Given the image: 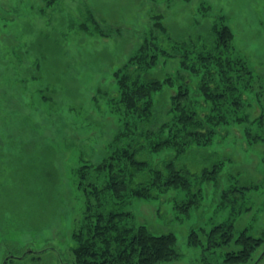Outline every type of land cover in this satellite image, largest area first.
<instances>
[{
    "label": "rangeland",
    "instance_id": "obj_1",
    "mask_svg": "<svg viewBox=\"0 0 264 264\" xmlns=\"http://www.w3.org/2000/svg\"><path fill=\"white\" fill-rule=\"evenodd\" d=\"M91 17L98 24L88 33L84 24ZM220 17L233 30L253 80L264 86V0H0V264L8 257L17 259L7 264H75L72 234L86 202L76 170L102 163L121 128L105 94L113 73L150 32L166 49L201 43ZM157 20L162 33L154 31ZM179 64L178 57L162 61L152 77L175 74ZM263 112L257 103L247 110L252 118ZM244 129L223 127L213 145L177 161L194 173L223 163L218 181L200 185L198 208L188 214L176 208L187 200L182 190L118 207L131 214L130 226L176 235L179 255L165 264H231L226 254L238 245L211 246L207 236L226 222L233 223L235 237L244 230L264 235V143L249 144ZM170 153L150 157L163 165ZM254 184L259 188L242 189ZM192 230L202 245H189ZM263 253L258 264H264Z\"/></svg>",
    "mask_w": 264,
    "mask_h": 264
},
{
    "label": "trees",
    "instance_id": "obj_2",
    "mask_svg": "<svg viewBox=\"0 0 264 264\" xmlns=\"http://www.w3.org/2000/svg\"><path fill=\"white\" fill-rule=\"evenodd\" d=\"M92 24H98L93 17L84 24V30L94 32L89 30ZM154 25V31L162 33V21ZM96 33L107 36L104 30L97 29ZM208 35L201 43H173L166 49L162 38L152 31L113 73V88L105 94H109L111 111L118 115L121 128L109 143L102 163L85 162L76 170L86 202L72 234L75 264H165L176 258L179 251L174 233L154 235L144 225L130 226L131 214L118 207L133 198L153 200L171 190H182L187 200L176 208L188 214L200 205V185L221 178L223 163L194 173L178 168L179 159L213 145L223 127L243 126L249 144L264 143V112L254 118L247 113L256 103L264 110L263 84L253 80L247 61L236 49L233 30L221 17ZM177 57V73L152 77L162 61ZM167 92L169 99L164 104ZM165 150L171 151V157L162 159L163 165H154L150 156ZM258 188L254 184L242 189ZM13 201L8 195L7 202ZM207 236L211 246L238 245V250L226 254L227 263L256 264L264 252V235L254 237L244 230L235 237L232 222L213 227ZM188 242L193 247L202 245L199 232L192 230ZM15 259L8 257L7 263Z\"/></svg>",
    "mask_w": 264,
    "mask_h": 264
},
{
    "label": "water",
    "instance_id": "obj_3",
    "mask_svg": "<svg viewBox=\"0 0 264 264\" xmlns=\"http://www.w3.org/2000/svg\"><path fill=\"white\" fill-rule=\"evenodd\" d=\"M263 254H264V253H263ZM260 259H261V258H259V260L257 261V263L260 261ZM257 263H256V264H257Z\"/></svg>",
    "mask_w": 264,
    "mask_h": 264
}]
</instances>
